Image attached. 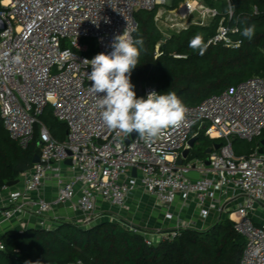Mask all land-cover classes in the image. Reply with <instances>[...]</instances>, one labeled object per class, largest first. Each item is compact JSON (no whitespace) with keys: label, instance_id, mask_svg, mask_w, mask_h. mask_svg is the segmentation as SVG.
I'll list each match as a JSON object with an SVG mask.
<instances>
[{"label":"built area","instance_id":"built-area-1","mask_svg":"<svg viewBox=\"0 0 264 264\" xmlns=\"http://www.w3.org/2000/svg\"><path fill=\"white\" fill-rule=\"evenodd\" d=\"M170 1L0 0L1 118L10 137L23 148L33 142L39 128L40 146V162L24 172L18 184L0 189V251H5L2 236L9 229H52L62 222H81L80 227L87 228L103 215V205L123 209L140 188L160 207L182 202V212L194 207L198 213L196 223L169 212L175 227L156 233L163 239L180 229L209 228L228 216L246 239L240 264H264V152L259 151L264 138L263 77L254 76L197 105H186L184 123L165 129L150 143L137 134L127 143L128 136L108 129L89 91L91 67L84 61L110 53L114 36L126 27L134 38L138 11H152ZM179 11L189 17L196 12L218 14L202 0H186ZM197 23L204 25L202 20ZM234 32L237 27L222 22L209 44L237 49L242 41L230 36ZM153 90L158 93L156 86L146 85L140 97ZM48 107L66 124L63 140L40 120ZM198 122L199 130L192 134ZM201 131L223 143L210 154V165L205 158L191 160L190 152L183 155L190 139ZM235 138L258 144L252 154L237 155ZM191 171L200 177H188ZM49 182L56 186L52 199L41 194ZM68 203L79 217L66 218L59 212ZM141 233L148 244L157 242L153 235Z\"/></svg>","mask_w":264,"mask_h":264},{"label":"trees","instance_id":"trees-1","mask_svg":"<svg viewBox=\"0 0 264 264\" xmlns=\"http://www.w3.org/2000/svg\"><path fill=\"white\" fill-rule=\"evenodd\" d=\"M185 1L172 0L168 8L176 9ZM202 1L218 11L211 23L191 24L164 42V34L156 21L157 9L136 13L138 28L134 38L142 36L144 39L139 65L131 73L138 98L146 85H152L157 87L158 93L175 92L185 105L193 106L254 76L264 78V0H230L235 7L232 16L228 0ZM222 22L238 28V32L230 36L242 41L239 48L209 44ZM251 25H255V35L249 40L241 32ZM196 35L202 36L206 45L203 54L189 47ZM46 111L42 116L48 118L42 117L43 122L54 137L63 140L64 123ZM36 135L33 142L23 148L10 137L0 114V189L33 167V158L40 153ZM197 137L199 141L205 136L200 132ZM234 140H238L234 149L237 155L252 154L258 144L257 141ZM213 141L209 139L196 149L200 157H206L205 151L215 143ZM2 241L5 251H0V264L37 260L41 264L78 261L85 264H240L246 245L245 237L228 216L206 229H180L175 236L153 244H148L140 231L111 220L91 228L62 222L52 229H9Z\"/></svg>","mask_w":264,"mask_h":264},{"label":"clouds","instance_id":"clouds-1","mask_svg":"<svg viewBox=\"0 0 264 264\" xmlns=\"http://www.w3.org/2000/svg\"><path fill=\"white\" fill-rule=\"evenodd\" d=\"M234 10L230 3V13ZM241 35L251 40L255 25L245 27ZM189 47L203 54L206 49L203 37L194 36ZM111 48L110 53L101 52L84 61L91 67L87 75L91 81L89 91L96 97L104 125L117 135L130 136L135 132L146 143L158 139L165 129L179 128L188 109L175 92L161 94L153 90L146 98H138L134 91L131 73L139 65L144 50L143 37L133 38L126 27L122 34L114 36ZM25 264H41V261H25Z\"/></svg>","mask_w":264,"mask_h":264},{"label":"rangeland","instance_id":"rangeland-1","mask_svg":"<svg viewBox=\"0 0 264 264\" xmlns=\"http://www.w3.org/2000/svg\"><path fill=\"white\" fill-rule=\"evenodd\" d=\"M171 2H172V0L166 6L159 7L157 9V15H156L157 24L160 27V29L162 30L164 36H166L167 38L169 36H171L172 34L180 33L184 27H188L191 24H197L198 20H202L204 25H206V24H210L212 19H213V16L203 15L200 12H196V13L192 14L190 17L185 16L184 11H182V12L179 11L180 6L176 9L170 10L168 8V6L171 4ZM46 112L52 113V109L51 108L47 109ZM42 117L43 116L40 117V120L43 122ZM46 118H48V116L43 117L44 120ZM63 125L65 127V130L67 131L66 124L64 123ZM199 125H200V123L198 122L194 126L192 134L196 133L199 130L198 129ZM66 131H65V133H66ZM201 133L205 136L204 131H201ZM36 134H37L36 137L39 140V128H37ZM65 138H66V134H65ZM208 140L209 139L205 136V137H203V139H200L196 143L195 148L192 150V152L190 154L191 160H195V159H199V158L204 159L203 157H200L198 155V151L196 149L199 146H203V145L207 144ZM237 141L238 140H234V139L232 140L234 149H236V145H238ZM213 142H222V140L213 141ZM156 204L159 206V204L157 202H156ZM126 206L123 209H117V208H111V207L103 208L101 210V213L103 215L100 216L96 221H93L92 224L87 228H91L99 222L111 220V221H115V222H120L121 224H123L124 226H126L128 228H133V229L137 228V230L144 232L146 234V236H148V237H151V235H153V237H155L154 234H156L158 231L163 232V231H165V229H167L164 225H162V226L161 225H155L154 226L153 224H150V223L143 224V220H141V217L144 216L145 211H141V210L137 211V208H138V206H137V207H135V214H133L130 211H128ZM174 208H175V206H173L172 208H166V209L168 210V212L175 213ZM167 218L172 219V218H169L168 215H167ZM77 225L83 226L81 222H78ZM84 227H86V226H84Z\"/></svg>","mask_w":264,"mask_h":264},{"label":"crops","instance_id":"crops-1","mask_svg":"<svg viewBox=\"0 0 264 264\" xmlns=\"http://www.w3.org/2000/svg\"><path fill=\"white\" fill-rule=\"evenodd\" d=\"M41 194L46 197L47 199H52L56 195V186L49 182L46 184L44 189L42 190ZM101 205V204H99ZM128 211L135 214V207L138 206L137 211H145L144 216L141 217L143 220V224H153L155 225H164L167 229L163 232H169L175 227V221L172 219L167 218V214L169 213L168 210L164 207H160L156 204V200L154 197L147 195L142 189H137L128 199L126 204ZM182 202L177 204L174 208L176 214H179L181 220H191L193 219L194 222L199 223L200 218L198 213L194 210V207H191L190 210H185L181 212ZM111 207L107 205H103V208ZM113 208V207H111ZM59 212L65 216L66 218H72L73 216H80V212L74 209L73 204L68 203L59 207ZM79 215V216H78ZM37 219H33V223H35ZM197 226V225H196ZM1 233V231H0ZM1 235V234H0ZM157 238V241L163 239L162 234H154Z\"/></svg>","mask_w":264,"mask_h":264},{"label":"water","instance_id":"water-1","mask_svg":"<svg viewBox=\"0 0 264 264\" xmlns=\"http://www.w3.org/2000/svg\"><path fill=\"white\" fill-rule=\"evenodd\" d=\"M3 29H4V24H2V26H0V35H1V32L3 31ZM166 40H167V37L164 36L162 38V41L164 42ZM134 136H136V133L135 132H133L130 136H128L126 138V142L129 143L131 137H134ZM197 141H198V137H196V136L190 139V141H189V149L187 148V149H185L183 151L184 157H187L189 155L190 149L194 148V146L196 145ZM261 144H262V146L259 149V151L260 152H264V138L262 139ZM222 145H223L222 142H215L212 146H210V147H208L206 149V151H205V153H206L205 164L206 165H210V163H211L210 162V154L213 152V150L220 149L222 147ZM38 162H40V156H39V154H36L34 156V158H33V163H38ZM68 162H70V161H68ZM182 163H183V160H179V164H182ZM133 175L136 176V169L133 170ZM187 176L190 177V178L198 179L200 177V174L197 171H191V172H189L187 174ZM19 181H20V179L17 178L15 180L9 181L7 183V185L14 186V185L18 184Z\"/></svg>","mask_w":264,"mask_h":264}]
</instances>
